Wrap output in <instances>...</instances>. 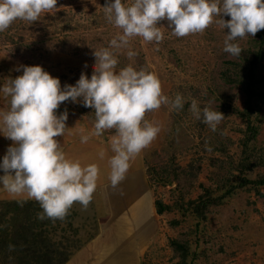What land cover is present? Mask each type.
<instances>
[{"label":"clouds","instance_id":"1","mask_svg":"<svg viewBox=\"0 0 264 264\" xmlns=\"http://www.w3.org/2000/svg\"><path fill=\"white\" fill-rule=\"evenodd\" d=\"M56 6L57 0H0V32L17 19L36 22ZM103 9L106 20L121 31L107 47L89 46L94 57L90 76L81 71L74 84L61 86L60 79L43 66L22 64L15 69L20 75L0 82V98L7 100L6 109L0 110V135L12 141L0 157V188L14 198L23 197L17 203L38 202L42 209L38 219H63L74 203L86 209L97 186V165L82 166L68 158L57 139L69 128L67 108L57 111L63 102L94 113L92 129L87 133L80 129V143L114 130L108 141L112 153L108 181L113 189L125 178L130 161L160 132L158 124L145 119L146 112L162 104L183 108L181 94L173 98L162 94L155 73L132 63L117 69L115 52L127 48L130 38L158 45L164 38L160 21H167L172 35L184 37L203 32L219 17L215 22L228 30L223 51L239 56L238 41L264 29V0H105ZM225 15L230 18L225 20ZM125 54L131 60L137 53L129 49ZM189 110L212 131L223 118L220 111L207 104L200 107L195 99ZM98 155L103 159V150Z\"/></svg>","mask_w":264,"mask_h":264},{"label":"rangeland","instance_id":"2","mask_svg":"<svg viewBox=\"0 0 264 264\" xmlns=\"http://www.w3.org/2000/svg\"><path fill=\"white\" fill-rule=\"evenodd\" d=\"M104 5L105 0H57V8L50 10V13H41L36 23H31L22 29L25 43L28 41L29 45L24 44L20 46V49L15 48V44L10 42L5 35L20 31L14 26L23 27L24 22L15 20L6 29L7 31L2 32L4 34H0V64H3V71H9L11 68L17 76L21 74L15 71L17 66L38 64L53 76L58 77L61 86L65 83L74 84L81 71L90 76L94 63L90 47L94 49L107 47L108 41L121 31L106 20ZM229 18L227 15L224 16L225 20ZM218 19L219 17H214L213 23L203 32L184 37L172 35L170 29L167 28V21H160L158 24L163 25L160 28L164 38L158 45L155 42L143 41L137 36L130 38L127 48L115 52L118 60L117 69L129 63L137 69L143 67L157 75L161 83L162 94L173 98L179 93L185 103L180 110L162 104L160 108L146 112L145 119L158 124L160 132L130 161L131 166L118 188L113 189L107 184L99 185L95 189L98 191L96 197L103 198L107 190H113L125 204L121 210L128 209L132 199L133 208L137 209V198H135L137 188L134 182L141 173V169L146 168L144 158L152 164L159 160H167L169 157H178V163L181 165L188 161H197L194 167H199L200 170L204 168L200 179L209 184L208 168H212L208 167L210 160L207 158L200 160L202 166H199L198 155H203L205 151L213 149L221 141L230 142V144L227 143L228 148L224 153L237 151L239 127L242 126V121L233 113L226 112V107L216 96L219 92L234 98L238 103L242 102L244 93L239 86L226 83L220 76L224 61L239 59V56H231L223 51L224 36L228 30L222 29L215 22ZM46 24L50 25L49 28L44 27ZM54 29L57 31L53 32ZM250 38L252 37L245 36L238 41L241 48L246 47ZM129 49L137 53L131 60L125 54ZM85 63L88 65L87 68L83 67ZM262 68L264 73V58ZM262 86L264 88V81ZM192 99H195L200 107L207 104L217 111H223L221 112L223 118L215 131L193 116L189 110ZM6 107L7 101L0 98V110H5ZM65 108L69 112L67 120L69 128L65 135H70L69 138L72 141L73 139L79 140L81 128L85 133L92 129L94 123L92 109L66 101L57 111H63ZM261 115L264 117V106ZM113 132L114 130H105L101 136H92L91 139L94 138L103 145L109 143V137L113 135ZM201 137H203V143L200 146ZM258 138L264 142V121ZM11 143V140L0 135V157L4 155L6 147ZM74 143L78 144L76 141ZM69 144L71 145L68 142ZM111 155L110 145H108L101 161L104 167L108 164ZM97 156L100 157L96 154L95 157ZM182 181L189 184L191 180L184 178ZM149 186L145 185L143 188L147 189ZM150 189L152 194L155 191L159 197L163 196L164 201L169 202L172 198L169 187L154 185L150 186ZM0 196L2 197V193ZM100 200H98L99 204L93 207L89 203L86 209L78 203L71 207L74 215L72 221L76 223L77 229H81L79 239H85L93 230L84 221L87 213L91 215L94 213L97 217L99 212L105 209ZM215 209L213 223L217 225L222 217L226 216L223 223L227 234L225 236L219 233L212 234V239L208 240L205 246L203 245V249H207L210 253V259L205 260V264L212 262L214 264H264V197L240 191L227 205ZM132 213L133 210L130 214ZM178 216L181 217L177 212L158 214L156 228L152 226V229H148L147 232L139 231L146 239V249L144 250L145 245L141 248L142 263H178V258H173L169 238L178 236L181 239H187L190 237L188 229L190 230L191 227V224L187 221L182 222V220L180 224H171V220L179 218ZM231 218H235V223L238 224L234 225L230 221ZM130 224L136 228L139 225L134 218L130 219ZM222 247L224 250H221Z\"/></svg>","mask_w":264,"mask_h":264},{"label":"trees","instance_id":"3","mask_svg":"<svg viewBox=\"0 0 264 264\" xmlns=\"http://www.w3.org/2000/svg\"><path fill=\"white\" fill-rule=\"evenodd\" d=\"M18 22H24L22 28L14 26L20 31L5 35L15 44V48L20 49L24 44L29 45L28 41L25 43L22 29L36 22L20 19ZM49 26L46 24L44 27ZM55 29L52 31H57ZM263 58L264 29H261L242 48L239 59L225 60L223 63L221 78L226 83L239 86L244 98L238 103L234 98L217 91L216 98L222 101L226 112L240 117L242 126L239 127L237 151L224 153L230 142L221 141L213 149L198 155L199 166H202L200 160H210L208 167L212 168H208L209 184L200 179L204 168H195L197 161L181 165L178 157L159 160L155 164L144 158L146 168L135 178L137 189H140V181L146 186L169 187L172 192L169 202L164 201L163 196L159 197L155 191L153 193L157 213L177 212L181 217L172 219L171 224H180L181 220L191 224L190 230L188 229L189 238H169L173 258H178L177 264H205V260L210 259V253L203 249V245L212 239V234H227L223 223L226 216L217 225L213 223L216 207L227 205L240 191L264 197V142L258 138L264 121L261 115L264 106ZM2 65L0 64V82H7L9 77L16 76L11 68L3 71ZM202 143L203 137L199 145ZM184 178L191 180L189 184L182 181ZM0 193V264H66L81 242L72 216L65 215L63 219H38V213L42 212L38 202L26 200L20 204L17 200L23 197L14 198L2 188ZM97 193L95 190L93 194ZM93 198L94 195L92 200ZM92 200L90 203L96 205L97 199L94 202ZM230 221L234 225L238 224L235 223V218ZM221 250H224L223 247Z\"/></svg>","mask_w":264,"mask_h":264},{"label":"crops","instance_id":"4","mask_svg":"<svg viewBox=\"0 0 264 264\" xmlns=\"http://www.w3.org/2000/svg\"><path fill=\"white\" fill-rule=\"evenodd\" d=\"M69 136L64 134L63 137H57L65 155L70 159L78 160L82 166L95 163L99 170L96 187L106 184L110 186L108 184L109 165L106 164L104 167L102 159L98 156L95 157L101 150L105 153L109 143L102 145L94 138H90L87 143L80 144V139L72 141ZM75 141L78 143L77 145L74 143ZM68 142L71 145H68ZM144 186L145 184L140 181L141 188L137 189L135 196L138 204L137 209L133 208L132 199L128 209L121 210L125 204L113 190H107L103 198L93 194L97 199V204H99V199L102 200L105 209L101 210L97 217L94 213L93 215L87 213L84 221L93 230L88 237L81 239L80 247L66 264H142L143 251L141 248L146 244V239L141 236L139 231L147 232L148 229H152V226L156 228L158 223L154 194H152L150 186L147 189L143 188ZM139 191L140 194H138ZM93 206L94 204H92ZM132 210L133 213L130 214ZM66 215L74 217L73 210L70 208ZM133 218L139 224L137 228L130 224V219ZM78 232V235H81V229H78Z\"/></svg>","mask_w":264,"mask_h":264}]
</instances>
